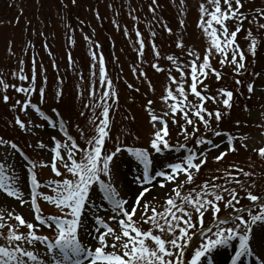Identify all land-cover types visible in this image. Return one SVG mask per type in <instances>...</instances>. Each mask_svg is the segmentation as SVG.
I'll return each instance as SVG.
<instances>
[{
	"label": "rangeland",
	"instance_id": "obj_1",
	"mask_svg": "<svg viewBox=\"0 0 264 264\" xmlns=\"http://www.w3.org/2000/svg\"><path fill=\"white\" fill-rule=\"evenodd\" d=\"M242 2L244 7L241 11L248 19L243 22L242 30L237 35V44L246 57L245 69L237 73L235 65L230 63L222 65L220 63L222 57L213 49L208 76L206 79L203 77L201 79H204V85L207 86L205 94L214 95L217 99L222 100L217 94L219 89L226 88L233 91L231 109H225L222 102L219 104L213 102L214 108L216 106L225 113L219 129L237 137L246 135L249 139L236 140L235 145L238 151L229 153L223 161L219 163L214 161L212 166H209L211 163L206 164L197 175V182L192 186L186 185L181 190L182 193H186L213 176L223 177L224 170L235 165L254 173L256 186L251 191L256 195L264 196V160L253 151L254 148L264 147V135H261L264 129L258 127L264 124V115H262L264 113V28L258 27V24H264V18L259 19L258 22L253 20L256 10L264 9V0H242ZM201 4L209 10L212 9L209 0H156L155 4L152 0H76L75 4H72L71 0H0V79L9 85L27 87L31 81L33 61H35L36 91L31 95L39 98V89L43 88L46 98L44 107L48 111L56 109L61 115L63 114L67 131L81 143V129L84 130L86 140L94 135L93 125L89 123V120L94 118L93 111L91 108H85L84 105L90 103L103 105L104 102L100 100V97L104 91L108 90L107 85H102L100 82L102 56L106 80L112 81L111 90L116 92V86L119 87V92L108 100V103L112 105L111 131L106 147L109 151L114 150L117 143H121V146L147 147L155 131L150 120V112L163 116L165 112L170 113L169 105L174 102L171 100L165 102L163 99L169 88L175 94V89L178 87V84L172 82L171 77L185 83L190 93L191 74L188 80L186 78L181 80L180 77L181 71L178 66L189 61L188 57L181 58L182 55L189 56L188 52H194L200 57L198 63H202L206 50L210 47V37L199 27ZM150 6L155 9L154 12L150 10ZM226 23L230 31H234L238 21L228 20ZM168 29H171V32ZM249 30L257 41L255 56L250 51ZM137 31L140 33L139 37ZM140 40L144 44L142 55ZM178 43H182L183 47H178ZM169 56L174 57L175 62L169 60ZM193 59L194 57L190 61L192 62ZM228 59L231 60V52ZM153 65H157L161 70L158 71ZM21 68H23L22 74L28 77L27 80L19 79ZM211 69L221 73L219 80ZM256 73L259 75H255ZM237 80L243 83L237 84ZM250 83L255 88L253 93L248 92L247 86ZM202 87L199 86L198 90H202ZM211 90L214 93H210ZM58 91L62 92L59 100L56 97ZM93 91L94 98L91 96ZM5 94L10 97L8 103L3 100ZM23 97L24 94L16 92L13 87L5 90L0 86V136L8 138V135L13 134L12 129L16 128L15 116L20 115L21 112L18 109L12 110V105L17 99L20 100ZM190 98L189 96V100ZM149 101L153 103L149 105ZM198 102L195 97L193 103ZM205 107L208 110L213 109L210 104H206ZM102 110V106L97 107L95 115L99 116ZM82 112L83 116L80 115ZM20 116L22 118V115ZM192 118L195 120V117ZM165 119L169 126V139L183 136L181 125H184L185 121L182 114L176 117L178 123H173L171 114ZM237 121H239V127H237ZM42 122L40 121L42 131L35 139L29 136L24 140L27 145H35L40 140L48 145L44 150L30 147L32 152L29 154L38 165L50 161L53 155L51 148L55 144L52 137H57L58 132L54 124ZM215 123L213 119V124ZM187 127L188 130H192V126ZM210 138H216L215 142L221 143L223 150L227 149L226 137H214L210 134ZM57 140L61 139L57 138ZM242 143H247L248 148L242 147ZM13 152L14 150L10 147L0 146V162H4L7 156L6 166L9 164L14 166L16 174L20 177L25 199H29L26 164L17 154L10 155ZM172 153L174 151L157 156V170L161 163L172 160ZM217 154L218 151H212L208 157L213 160ZM115 159L117 168L113 175L114 186L121 197L131 201L133 194L139 189L136 177L140 175V169L137 167V162H134L131 155L125 151L118 154ZM37 168L36 173L42 185H46L49 180L61 179L53 175L47 167L38 166ZM60 169L63 167L61 166ZM239 178L246 184L251 183L243 176ZM183 179L181 177V181ZM215 182L239 191L241 203L237 207H254L246 198V193L240 190L239 185L226 183L224 179ZM175 186V183H172L163 190L159 188L153 190L145 202L152 207L151 203L154 204L157 201L155 207L158 211H162L166 200L160 203L158 201L174 195L171 189ZM96 190L97 195H94L93 199L95 203L101 205V214H105L104 209L110 206L99 198L102 193H99L98 186ZM41 191L47 195H55L51 188L42 187ZM221 194L228 198L227 193L221 192ZM38 202L42 206L45 217L58 213L55 208H52V204L42 199ZM220 207L222 209L219 213L220 219L229 218L233 214V210L225 208L223 202ZM8 211L22 214L32 221L29 204L21 206L18 201L0 193V215L4 216L2 222L12 226L17 225L18 222L15 219L8 217ZM141 211L137 212L134 219L140 220ZM148 214L151 215V212L149 211ZM212 216L211 211L205 214L207 221L204 220V227L209 225V219ZM194 223L199 225L196 216H194ZM116 227L117 225L114 228ZM142 227L148 229L151 226L143 224ZM0 231L6 232L7 228ZM21 231L26 233L28 229L22 227ZM46 231L45 228H37L38 234ZM262 236H264V227L260 224L254 225L251 246H254L257 251H259ZM167 237L172 238L165 233V238ZM193 242L197 248L201 242L200 237H194ZM0 243L3 241L0 240ZM232 247L227 248L222 264L227 260ZM40 248L42 249L43 246L41 245ZM194 250L192 249V253ZM221 252L222 249L214 251L213 257ZM202 264H207V258L202 260Z\"/></svg>",
	"mask_w": 264,
	"mask_h": 264
},
{
	"label": "snow or ice",
	"instance_id": "obj_2",
	"mask_svg": "<svg viewBox=\"0 0 264 264\" xmlns=\"http://www.w3.org/2000/svg\"><path fill=\"white\" fill-rule=\"evenodd\" d=\"M153 4L156 0H152ZM72 4L76 0H71ZM212 9L209 10L204 4L200 5L201 22L199 27L210 37V47L206 50L203 62L198 63L200 57L194 52H189V56L194 59L191 62V84L190 93L197 98L198 103H189V90L185 83L176 81L171 77L172 82L178 84L175 94L171 88L163 99L165 102L174 101L169 105L170 113L165 112L163 116H158L150 112V120L155 131L147 147H127L122 148L121 143H117L115 149L107 150L106 141L110 138L111 119L110 109L112 105L108 100L116 95L112 91V81L106 80V71L104 60L100 58V82L106 84L108 90L104 91L100 97L104 103L97 105L94 103L85 104V108H91L94 118L89 120L93 125L94 135L86 140L87 147H81L77 141L67 132L65 123L60 121V129L64 132L66 140L55 141L51 148L53 153L47 163H40L28 160L31 167L27 169L30 176V189L28 191L29 199H25V192L20 183V177L16 174L13 165H7V156L4 162H0V193L6 194L8 198L18 201L21 206L29 204L34 213V220L29 221L22 214L8 211L9 218L15 219L17 225L12 226L4 222V216L0 215V229L7 228V231H0V264H202V258H207V264H212L213 253L219 249H227L233 246L234 255L230 257L231 264H243L242 257L255 256L253 264H264V236L261 237L259 251L252 244L253 226L260 224L264 227V196L254 194L251 189L256 186L254 173L245 171L244 168L232 165L224 170V176H213L202 184L182 193L186 185L195 184L197 175L201 169L208 163V156L212 151H218L213 159L219 163L225 159L229 152L238 151L235 141H247L248 136H234L225 133L219 129V124L225 113L219 109L213 111L205 107L208 100L214 103H221L225 109L233 107L234 93L226 88L218 90L219 96L205 94L207 86L204 85V79L208 76V70L211 68L210 56L213 49L222 59L220 63L235 65V71L239 73L245 69V54L237 44V35L242 30V25L248 17L241 11L244 7L242 0H209ZM151 11H155L151 8ZM205 17H208L205 19ZM264 18V9H257L253 20L258 22ZM135 19V17H134ZM228 20H237L238 23L234 31H229ZM115 23V21H114ZM219 25V29L215 27ZM259 28H264V24H258ZM171 32V29H168ZM154 35V33H153ZM137 36L140 33L137 31ZM250 38V51L255 56L257 50V41L253 37L251 30L248 32ZM87 39V37H86ZM178 47H183L178 43ZM143 41L140 40V53L143 54ZM231 52V60L228 59ZM159 55V53H157ZM95 58V57H94ZM239 58V59H238ZM175 62V58L168 57ZM22 63V62H21ZM153 67H159L153 65ZM181 71V80L184 79V72ZM217 80L221 78V73L211 69ZM21 81L28 77L23 75V68L20 69ZM255 75H259L256 73ZM203 77L204 79H201ZM36 74L35 61H33V73L28 87H17L9 85L3 79H0V86L7 90L13 87L16 92L23 93L25 100H16L12 105V110H19L21 113H29L33 110L45 122H50V118L37 105L32 103L31 93L35 88ZM237 84L243 83L240 80ZM203 86V91L198 90ZM131 87V85H130ZM248 92L255 91L253 84H248ZM40 103L45 101V90L39 89ZM62 92H57L56 97L59 100ZM95 97V92L91 93ZM5 103H8L10 97L3 96ZM149 105L153 102L149 101ZM102 106V112L99 116L95 115L97 107ZM57 116L60 113L52 110ZM171 114L173 123H178L177 115L182 114L184 125H181L184 144L173 145L170 142L169 126L167 119ZM81 116L84 113H80ZM264 115V113H262ZM102 117V118H101ZM195 117V120L192 118ZM213 119L215 124H213ZM98 121V122H97ZM14 124L25 133H33V128L40 127L32 119L27 122L16 115ZM202 124L204 134L200 133L199 125ZM187 126H192V131H188ZM239 127V121H237ZM264 129V124L258 125ZM207 133L214 137H226L227 149L221 150L223 145L208 138ZM199 134V135H198ZM80 135L84 137V130L81 129ZM264 135V132L261 133ZM119 139V138H118ZM139 139V137H137ZM195 140L194 147L188 148V154L182 155L179 162L168 161L159 165L157 170V156L164 155L167 152L179 151L181 148H187L189 140ZM0 146L10 147L14 150L10 155L24 153L14 141L0 137ZM207 146V147H201ZM242 147L248 148L247 143H242ZM28 147H35L44 150L48 147L42 140L37 141L35 145L29 144ZM127 151L137 161V167L140 169V175L136 177V183L139 185L137 192L133 194L132 200L121 197L120 192L113 183L114 170L117 168L116 157L122 151ZM258 157L264 160V147L254 148ZM80 158L77 159V154ZM25 159H28L25 156ZM50 168L58 180H49L46 185H42L35 171L37 167ZM63 167L71 178L65 177L60 171ZM11 171V174L9 172ZM219 171V170H218ZM243 176L251 181L246 184L239 177ZM106 179H104V178ZM181 177L184 179L181 181ZM224 179L226 183H235L239 185L241 191L246 193V198L252 202L258 212L253 213L251 207H237L240 205V193L236 188H228L225 185L217 184L215 181ZM172 183L175 187L171 189L174 195H169L166 199L162 211L146 201L153 190L159 188L165 189ZM96 185H99V193H102L100 199L106 201L109 208L104 209L105 214H101V205L95 203L93 196L97 195ZM42 187L51 188L55 195H47L41 191ZM227 193L228 198L224 195ZM53 204L60 212V215L45 217L39 200ZM224 203L225 208L233 210L229 218L220 219L219 213L222 211L220 204ZM191 209V210H189ZM141 211L140 220L134 219L137 212ZM149 211L151 215H149ZM211 211L216 218L213 227L205 228V214ZM247 211L248 218L243 213ZM109 213H111L109 215ZM194 216L199 220V231H193L197 228L194 223ZM109 221L117 222V227L111 226ZM38 222V223H37ZM143 224L151 227L144 229ZM232 226L223 227L224 225ZM26 227L28 231H21ZM48 228L52 235H43L37 233V228ZM165 233L172 237L165 238ZM178 233V234H177ZM200 237V244L194 250L190 259L186 258L188 249L194 237ZM238 243V247L235 245ZM43 246L41 249L40 246Z\"/></svg>",
	"mask_w": 264,
	"mask_h": 264
}]
</instances>
